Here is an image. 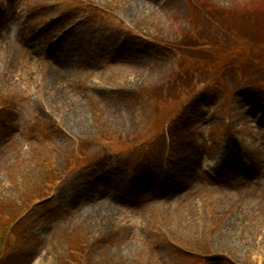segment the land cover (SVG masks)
Instances as JSON below:
<instances>
[{"label":"rangeland","instance_id":"rangeland-1","mask_svg":"<svg viewBox=\"0 0 264 264\" xmlns=\"http://www.w3.org/2000/svg\"><path fill=\"white\" fill-rule=\"evenodd\" d=\"M196 1L0 0V264H264V0Z\"/></svg>","mask_w":264,"mask_h":264},{"label":"trees","instance_id":"trees-1","mask_svg":"<svg viewBox=\"0 0 264 264\" xmlns=\"http://www.w3.org/2000/svg\"><path fill=\"white\" fill-rule=\"evenodd\" d=\"M196 10L198 11V12H200V14L201 15H203V17H205L208 21L210 20V21H212V23H213V25H216V26H218V27H220L221 29H225V27L226 26H229L230 27V29H232V31L234 32V24H235V18H236V22L238 21V19L237 18H239V17H237L235 14H241V11H242V9H235V10H233V11H222L221 12V15H220V21H218V22H216L215 20H214V18H212L213 17V14H217V13H219V12H211V8H212V6H209V5H203V4H200V2H199V0H197L196 1ZM263 8H264V4H263ZM214 9V8H213ZM215 11H221V10H217V9H214ZM194 15V14H193ZM256 15H259V16H263L264 17V10L263 9H261V8H259V10L258 11H256V13L253 15L254 17H256ZM229 20V23H227V21ZM251 20V19H250ZM255 20V19H254ZM230 22L233 24H230ZM264 26V25H263ZM232 37H233V35H232ZM238 37H242L243 38V36L242 35H239ZM234 39H237V36L235 35L234 37H233ZM196 41H198V42H201V40H200V38L199 39H195ZM200 44V43H199ZM184 46V48L186 49V50H192L193 48L190 46V44L189 45H187V44H184L183 45ZM178 45H175V48H177L178 49ZM183 48V47H182ZM177 52H179L180 53V55H181V48L179 47V49H178V51ZM210 61L211 62H214V63H216V59L213 57V55H212V58H210ZM240 62V61H239ZM225 64H226V62H225ZM239 64H243L242 62H240ZM225 66H223V68H224ZM16 219V218H15ZM15 219H13L6 227H5V229H0V245L2 244V242H3V240H4V237H5V233L8 231V230H10L9 228H11V226L13 225L12 223H13V221L15 220ZM67 248H69L68 249V254H67V257L69 258L67 261H66V263H64V260H63V263H62V261H61V263L60 264H80V262H81V260H80V258H78V260H76V259H74L73 260V257H75L74 256V254H73V252L72 251H74L75 249H72L71 247H67ZM70 257H72V258H70Z\"/></svg>","mask_w":264,"mask_h":264}]
</instances>
